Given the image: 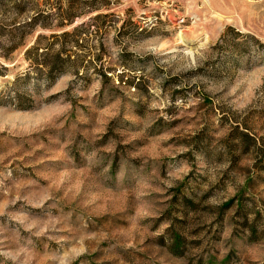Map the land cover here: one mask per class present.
Wrapping results in <instances>:
<instances>
[{
	"label": "rangeland",
	"instance_id": "rangeland-1",
	"mask_svg": "<svg viewBox=\"0 0 264 264\" xmlns=\"http://www.w3.org/2000/svg\"><path fill=\"white\" fill-rule=\"evenodd\" d=\"M97 14L109 79L14 85ZM0 264H264V0H0Z\"/></svg>",
	"mask_w": 264,
	"mask_h": 264
},
{
	"label": "trees",
	"instance_id": "trees-1",
	"mask_svg": "<svg viewBox=\"0 0 264 264\" xmlns=\"http://www.w3.org/2000/svg\"><path fill=\"white\" fill-rule=\"evenodd\" d=\"M105 16L106 15L103 14H97L88 22L80 23L69 31L63 30L53 32L49 35L39 33L33 44L28 46L24 52L25 59L28 61V67L24 71L23 75L14 82V85H16L21 79H28L33 75L38 80L52 85L64 73L71 72L74 75L79 76L81 68L88 73L91 66L94 64L95 70L102 71L103 76L109 79L107 73L108 67H106L105 60L101 56L95 55L88 61L86 60L87 62H84L86 55H81L82 53L80 54L82 48L84 47L83 44L80 43V41H82L84 28L96 19H100ZM66 20H68V24H72L74 22V19L71 17L63 16L62 22L57 25V27L64 28L66 26L64 21ZM37 22H39V20L36 17H33L30 22L25 25V27H31L33 29ZM39 24V26L43 29L53 28L50 23L47 22H40ZM13 32L14 42L10 47L11 52L19 48L21 42L28 34L27 31H24V26L14 27ZM19 34L21 36L20 38ZM17 38H19L18 41H16ZM234 204L235 200L232 199L226 203L224 207L230 208L234 206ZM189 206H192V202H190ZM242 207L243 205L238 210L240 213H242ZM249 214L250 213L248 211H243V226L246 230H249V236L251 239L256 240L254 236L257 234V225L255 220L250 222ZM179 243L183 244V240H181V242H177V244Z\"/></svg>",
	"mask_w": 264,
	"mask_h": 264
},
{
	"label": "bare ground",
	"instance_id": "bare-ground-1",
	"mask_svg": "<svg viewBox=\"0 0 264 264\" xmlns=\"http://www.w3.org/2000/svg\"><path fill=\"white\" fill-rule=\"evenodd\" d=\"M211 1H213V3H214V2H215V3L219 2V0H211Z\"/></svg>",
	"mask_w": 264,
	"mask_h": 264
}]
</instances>
